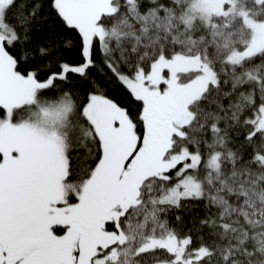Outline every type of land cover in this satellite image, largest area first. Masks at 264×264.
Here are the masks:
<instances>
[{"label":"snow or ice","instance_id":"1","mask_svg":"<svg viewBox=\"0 0 264 264\" xmlns=\"http://www.w3.org/2000/svg\"><path fill=\"white\" fill-rule=\"evenodd\" d=\"M0 264H264V0H0Z\"/></svg>","mask_w":264,"mask_h":264},{"label":"trees","instance_id":"2","mask_svg":"<svg viewBox=\"0 0 264 264\" xmlns=\"http://www.w3.org/2000/svg\"><path fill=\"white\" fill-rule=\"evenodd\" d=\"M121 91H122V89L120 88L119 85H117L115 89H112L111 94L113 96H116V95H119L121 93Z\"/></svg>","mask_w":264,"mask_h":264}]
</instances>
